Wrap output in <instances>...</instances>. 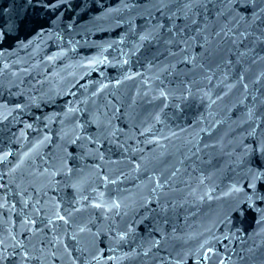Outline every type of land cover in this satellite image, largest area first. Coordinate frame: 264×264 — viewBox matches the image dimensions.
I'll use <instances>...</instances> for the list:
<instances>
[{"label": "water", "instance_id": "water-1", "mask_svg": "<svg viewBox=\"0 0 264 264\" xmlns=\"http://www.w3.org/2000/svg\"><path fill=\"white\" fill-rule=\"evenodd\" d=\"M0 264H264V0H0Z\"/></svg>", "mask_w": 264, "mask_h": 264}]
</instances>
